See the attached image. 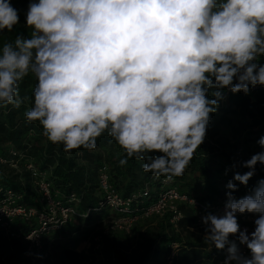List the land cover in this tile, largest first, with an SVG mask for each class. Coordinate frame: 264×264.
Masks as SVG:
<instances>
[{
  "label": "clouds",
  "instance_id": "clouds-1",
  "mask_svg": "<svg viewBox=\"0 0 264 264\" xmlns=\"http://www.w3.org/2000/svg\"><path fill=\"white\" fill-rule=\"evenodd\" d=\"M19 23L11 0H0V32ZM24 23L30 32L0 47V107H21L31 75L24 116L48 141L92 151L106 133L121 166L144 161L165 182L184 175L225 90L264 87V0H29ZM257 143L264 148V136ZM258 164L264 151L225 185L223 213L201 218L205 242L226 249L223 264H264V179L233 195ZM245 213L257 217L251 232L238 222Z\"/></svg>",
  "mask_w": 264,
  "mask_h": 264
},
{
  "label": "trees",
  "instance_id": "trees-1",
  "mask_svg": "<svg viewBox=\"0 0 264 264\" xmlns=\"http://www.w3.org/2000/svg\"><path fill=\"white\" fill-rule=\"evenodd\" d=\"M13 2L15 0H11V3ZM27 6L28 4L25 8L21 6L17 8L20 23L13 31L0 32V47L5 42L13 41L17 35L30 32L24 23ZM35 83L36 80L31 75L21 83L20 95L28 99L19 109L11 105L0 107V156L9 157L11 149L25 153L40 169L49 171L54 190L62 195L75 193L79 196L80 213L90 209L86 218L76 217L74 223L66 224L61 231L52 233L46 239L45 245L50 248L52 255L56 254L58 249H62L66 256L80 257L81 253H76L71 247H65L64 238H87V232L92 230L90 226H94L93 223L105 216L106 212L99 209L101 195L97 183L98 167L103 162L110 167L112 182L123 196L144 193L145 188H148L147 195L140 198V206L155 200L156 191L163 177L157 179L151 173L144 172L142 168L144 161L135 158L129 159L126 165L121 166L119 159L123 158V151L106 133L97 139V148H103L100 153L96 149L89 151L81 148L69 154L63 150V145L48 141L42 135V127L37 122L29 123L24 116V112L32 106ZM222 128L229 130L233 136L248 133L253 136L254 141L264 136V91L257 90L250 96L232 93L227 96L225 103L220 101L217 112L211 116L204 143L196 151L184 175L171 181V185L174 184L173 186L180 192L196 197L206 204H213L223 198L224 179H232L234 172L243 174L249 170L231 159L218 147L216 141H213ZM260 179H264V167L257 165L255 175L247 186L236 182L238 190L233 195L239 198L254 188ZM20 180L26 190L24 201L27 204H35L36 194L24 169L20 171L8 169L2 178L6 186L15 190L22 187ZM179 209L184 214L180 221V232H175L170 227L167 216L157 219L158 230L148 234L143 240V249L134 264H168L166 257L171 252V242H178L179 245L170 264H202L217 253L218 250L214 246L211 248V245L205 242L200 233L202 231L194 230L192 210L183 204L179 205ZM136 226L133 228L134 231ZM28 229L29 226L25 224L18 227L21 233L27 232ZM182 231L188 236L183 235ZM116 235L121 239L124 237L123 234ZM23 251L22 242L7 241L0 235V264H3L4 260L8 262L7 264H23L21 258Z\"/></svg>",
  "mask_w": 264,
  "mask_h": 264
},
{
  "label": "built area",
  "instance_id": "built-area-1",
  "mask_svg": "<svg viewBox=\"0 0 264 264\" xmlns=\"http://www.w3.org/2000/svg\"><path fill=\"white\" fill-rule=\"evenodd\" d=\"M260 63H264V58H261ZM257 90L264 91V87L257 86L251 88L247 95L243 92L240 94L250 96ZM230 94L232 93L229 90H225V99L221 100V103H225ZM8 169L16 171L24 169L28 173L29 183L36 194L35 204H27L24 201L26 190L21 180L22 187L19 190L8 187L2 182L4 173ZM49 176V171L40 169L25 153L11 149L9 157L0 156V235L7 241L16 240L23 243L24 251L21 256L23 264H52L50 248L45 245L46 239L52 233L61 231L66 224L74 223L76 217L86 218L90 212V209H87L80 213L79 196L75 193L60 194L53 189ZM97 183L101 195L99 209L106 214L92 224L102 227V231L92 233L82 240V250L85 252L87 264H109L103 255V234L129 235L140 222L161 219L165 216L170 227L175 232H180V221L184 217L179 209L181 204L192 210L194 230L203 232L202 216L208 212L222 214L226 201V198H221L213 204L203 203L196 197L180 192L177 187L171 185V182H165L163 178L156 191L155 200L140 206V198L147 195L148 188H145L144 193L137 192L123 196L116 190L111 179L110 167L104 162L98 167ZM252 189L239 198L249 194ZM237 218L242 230L247 228L251 232L254 229L253 221L257 218L256 214H237ZM21 224L29 226L27 232L21 233L18 230ZM178 245V242L170 243L171 252L166 257L168 264L171 263ZM241 250L247 254L242 246ZM226 255V249L218 250L202 264H223Z\"/></svg>",
  "mask_w": 264,
  "mask_h": 264
},
{
  "label": "rangeland",
  "instance_id": "rangeland-1",
  "mask_svg": "<svg viewBox=\"0 0 264 264\" xmlns=\"http://www.w3.org/2000/svg\"><path fill=\"white\" fill-rule=\"evenodd\" d=\"M28 3L29 0H15L12 5L17 9L20 6L21 8H25ZM28 33L29 32L27 31L25 35ZM213 141H216L218 147L239 164L249 159L251 155L260 151H264V148H261L257 141L253 140L252 135L248 133H242L240 135L233 136L229 130L224 128H222L219 134L213 138ZM96 151L100 153L103 151V148L96 147ZM260 166L264 167V165ZM229 180L230 179H224L222 181V187L225 189L223 198H226L225 185ZM157 221V219H152L149 221L140 222V224H137L135 231L133 230L129 235H124L122 239L118 238L116 234H103V255L105 261H107L109 264H134L138 255L143 249V240L148 234L158 230ZM90 227H92V230L87 232L88 237L92 233L102 231V227L99 225L98 227L96 225ZM182 233L183 235L188 236L184 233V231H182ZM200 233L202 236H204V231ZM64 239L66 241L64 242L65 247H71L76 253H81L80 257L74 255L66 256L65 252L63 254L62 249H58L57 253L52 255V264H87L85 252L82 250L83 239L73 237ZM7 263L8 262L6 260L3 261V264Z\"/></svg>",
  "mask_w": 264,
  "mask_h": 264
}]
</instances>
